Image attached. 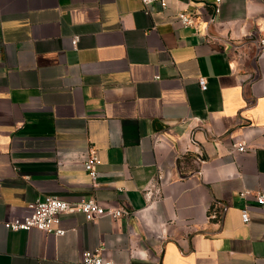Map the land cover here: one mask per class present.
<instances>
[{"label":"crops","instance_id":"1","mask_svg":"<svg viewBox=\"0 0 264 264\" xmlns=\"http://www.w3.org/2000/svg\"><path fill=\"white\" fill-rule=\"evenodd\" d=\"M165 2L0 0V264H82L96 246L129 264H264V207L238 195L264 189V0ZM86 147L96 187L56 164ZM158 164L172 177L148 209ZM47 195L140 213L4 227Z\"/></svg>","mask_w":264,"mask_h":264},{"label":"built area","instance_id":"2","mask_svg":"<svg viewBox=\"0 0 264 264\" xmlns=\"http://www.w3.org/2000/svg\"><path fill=\"white\" fill-rule=\"evenodd\" d=\"M144 6L146 12H150L152 6H159L161 9L166 7L165 0H140ZM220 0H216L219 2ZM178 20L183 27L191 26L194 24V16L186 11H180L177 13ZM78 41V37H73L70 40L71 45L75 46ZM257 46L259 48L264 47V36L258 38ZM198 84L202 90L207 89V80L204 76L198 78ZM230 153H243L247 151L246 142H232L230 145ZM56 164L58 167H81L88 173L92 180V186L96 187L95 179L97 178L98 171L97 166L100 164V159L96 150L93 147L86 148H73L69 150L56 149ZM172 164L157 165V172L154 178L149 182L147 188L144 191V195L147 199L146 208H152L154 201L160 198L163 187L171 181L170 166ZM239 197L246 201L249 197L252 198L258 206L264 207V189L259 190H242L239 192ZM72 211L82 212L87 221H93L100 217H110L113 219L120 218L122 216H130L131 214L137 215L139 210L128 211L122 207L105 206L99 201L90 198H80L75 201L66 200L56 195H47L43 200H36L29 203L26 206L25 212L20 215L10 216L5 220L4 227L9 230H39L48 234L62 235L65 230L57 227L60 222V215L69 213ZM241 220L244 223L249 222V210L248 206L244 205L240 209ZM210 214L209 217H212ZM164 225V224H163ZM82 264H129L120 263L109 259L104 253V249L101 246H96L91 250H84L81 253Z\"/></svg>","mask_w":264,"mask_h":264}]
</instances>
